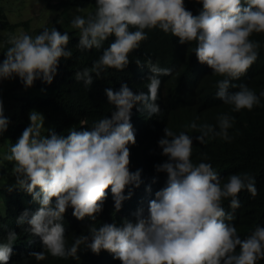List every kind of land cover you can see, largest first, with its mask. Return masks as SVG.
Segmentation results:
<instances>
[{"label":"clouds","instance_id":"1","mask_svg":"<svg viewBox=\"0 0 264 264\" xmlns=\"http://www.w3.org/2000/svg\"><path fill=\"white\" fill-rule=\"evenodd\" d=\"M192 2L199 5L196 14L185 0H94V11L75 15L70 24L79 31L76 49L101 51L90 66L74 72L75 80L89 89L106 70L125 69L129 53L140 47L149 31L158 29L176 37L177 44L194 41L192 52L198 62L221 77L215 82L214 96L232 112L251 110L264 97V90L257 94L235 81L258 56L260 44L249 37L264 32V0ZM70 39L69 32L55 26L44 27L35 35L23 31L9 35V46L0 59V81L15 79L23 89L36 80L51 84L61 60L73 55L66 47ZM134 62L149 70L146 92H134L123 81L116 89L105 87L110 115L93 120L90 127H70L67 134L46 128L43 114L30 109L29 122L0 154V167L11 162L13 182L3 185L5 191H22L31 197L29 203L38 205L34 211L25 207L15 217L16 225L39 238L40 250L29 251L28 256L39 261L47 252L53 257L79 259L80 251L98 255L106 250L120 264H256L264 258V226L257 224L241 238L231 222L240 207L241 190L256 195L255 177L239 172L224 180L206 159H191L193 140L203 144L210 137L232 139L228 129L234 117L229 112L218 113L214 124L192 120L183 125L197 130L196 135L164 126L156 141L164 159L153 165L156 173L165 174L162 186L146 206L141 204L131 213L133 219L124 217L119 223L113 219L99 226L88 223L96 221L102 211L106 188L117 212L142 182V169L129 168L128 146L135 143L132 109L135 106L147 118L159 117L162 109L156 101L161 77L173 69L161 67L150 56ZM9 123L0 99V136ZM145 190L151 191L150 185ZM225 199L228 210L223 206ZM68 209L76 220L88 221L87 231L74 235L71 244L65 238ZM17 239L12 228L0 238V264H9Z\"/></svg>","mask_w":264,"mask_h":264},{"label":"trees","instance_id":"2","mask_svg":"<svg viewBox=\"0 0 264 264\" xmlns=\"http://www.w3.org/2000/svg\"><path fill=\"white\" fill-rule=\"evenodd\" d=\"M2 1L6 0H0V31H4L0 34V59L3 58V51L9 46L8 36L18 34L16 30L20 26H23L29 35H35L44 27L51 26H55L58 31L69 32L71 39L66 47L72 49L73 55L67 60H61L57 75L51 84L45 85L36 80L30 88L23 89L15 79L0 81V99L3 104L9 103L4 105V109L5 115L10 119L7 131L0 136V146L3 143L8 146L9 143L15 142L29 122L27 114L30 109H36L43 114L46 128L53 127L57 133L67 134L70 127H90L93 120L110 115L111 105L107 103L103 92L105 87L116 89L123 81L134 92H146L149 70L144 65H136L134 60L137 58L143 61L150 56L161 67L173 69L169 75L161 77L156 101L162 109L159 117L147 118L146 114L138 111L135 106L132 109L130 120L134 128L135 143L128 146L129 168L133 171L142 169L141 184L132 190L131 197L122 202V207L117 212L113 211V202L106 188L103 208L96 221L88 222L87 218L78 221L71 215V209L66 210L64 223L68 244H71L74 235L87 231V222L99 226L100 223L115 219L119 223L124 217L133 219L131 213L141 204L147 205V201L153 197V193L162 186L165 179L164 173H156L153 168L154 163L164 159L156 144L164 126L177 133L186 131L189 135H196L197 130L184 128L183 125L192 120H196L197 124H214L217 114L221 112H229L234 117L232 126L228 129L232 139L224 141L220 137H210L206 138L203 144L193 140L191 159L194 162L206 159L224 180L230 173L248 172L253 175L256 195L251 197L246 190H241L238 194L240 207L235 209V219L231 222L241 238L248 235L257 224L264 226V97H261L260 103L254 105L251 110L241 108L238 112H232L229 105L223 104L214 96L215 82L221 77L212 75L206 65L198 62L192 52L195 42L177 44L176 37L158 29L149 31L148 38L140 42V47L129 53L130 62L125 69L118 71L110 68L100 79L94 80L89 89H85L82 82L75 80L73 74L80 68L90 66L101 50L90 49L88 52H81L76 49L79 31L71 27L68 13L62 14V25L47 23L30 30L25 22L15 23L6 19ZM185 4L196 14L198 4H194L192 0H185ZM61 5L65 9L76 11L86 9L90 12L95 8L94 0H64ZM249 38L259 42L258 56L235 82H243L259 94L264 90V32H254ZM111 39L110 37L105 41V47ZM41 88L46 91L41 92ZM81 121H86V125L82 126ZM5 172V166L1 167L0 196L3 209L0 212V238H3L9 228L18 233L9 264H120V261L113 259L112 254L106 250H101L98 255L89 250L80 251L79 259L53 257L47 252L45 258L39 261L28 256L29 251L40 250V241L38 237H32L30 233L25 232L22 226L16 225L15 217L25 207L34 211L38 205L29 203L31 197L22 191H5L3 185L13 182ZM153 176L156 177L155 182L152 181ZM146 185H150L151 191L145 190ZM223 206L228 210L227 199L223 200ZM256 264H264V258Z\"/></svg>","mask_w":264,"mask_h":264},{"label":"rangeland","instance_id":"3","mask_svg":"<svg viewBox=\"0 0 264 264\" xmlns=\"http://www.w3.org/2000/svg\"><path fill=\"white\" fill-rule=\"evenodd\" d=\"M63 1L64 0H6L2 1V5L4 7L6 19L15 23L25 22L30 30L42 27L47 23L62 25L64 22L62 14L65 12L68 13L70 21L75 15H85L88 13L86 9L80 11L65 9L61 5ZM57 5L59 6L57 7ZM16 31L18 33L20 31L25 32L23 26L17 27ZM3 32L4 31H0V34ZM5 104L8 105L9 103L5 102L4 105ZM7 148L8 146L3 143L2 146H0V154L7 151ZM5 163L6 176L10 177L9 179L12 180L11 162ZM2 209L0 196V212Z\"/></svg>","mask_w":264,"mask_h":264}]
</instances>
